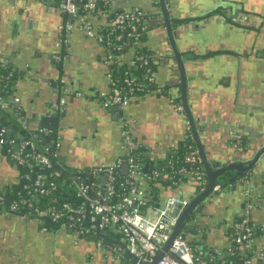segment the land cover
I'll return each mask as SVG.
<instances>
[{
	"label": "crops",
	"instance_id": "0c3cea01",
	"mask_svg": "<svg viewBox=\"0 0 264 264\" xmlns=\"http://www.w3.org/2000/svg\"><path fill=\"white\" fill-rule=\"evenodd\" d=\"M180 1L183 0H172L176 16L185 17L182 20H172L177 23L173 29L175 40H180L179 32L184 35L182 43L177 44L179 50L184 54L187 47H191L194 50L200 49L201 52L195 51L196 53L190 50L197 56H219L213 62L194 66L191 89L188 91L192 114L198 120L213 118L216 120L212 121L215 126L219 125L217 121H224L229 130H236L239 121H249L255 128L263 129L264 107L260 105H264V18L259 14H264V0H246L244 5L252 10L251 13L244 14L237 10L228 25L217 15L205 20L219 9L216 7L218 2L207 4L201 0L193 2V6L184 2L182 8H178L175 4ZM134 3L149 11L153 10L149 0H136ZM65 19L70 20L55 4L44 3L42 0H0V63L8 59L13 69L19 73L14 93L20 103L29 111L34 106L43 110L55 95L66 99L65 112L59 118L57 132H61L63 137L61 158L65 159V167L72 171L111 164L119 152L121 132L125 127L149 159L164 161L180 145L187 133L183 117L174 112L167 94L168 90L173 91L178 85L174 78L175 62L168 54L170 44L166 30L155 29L154 22V30L142 43L143 48L157 58L156 77L166 93L139 99L124 107L122 117H118L116 111L104 109L97 97L100 91L109 88V79L108 68L103 63V50L94 39L84 37L77 29L71 31L65 36L67 42L61 46V54L66 56V60L63 57L64 62L54 69L51 55L58 52L54 44L59 42L61 33L58 27ZM203 45L205 52L202 51ZM251 53L253 54L250 55ZM130 54L131 52L127 53L126 58ZM242 54L247 57L242 62H236L235 70V59ZM218 71L228 75L236 73L238 80L235 84H219L216 82ZM56 77L61 78L60 82L63 81L57 84V91L51 86ZM75 93L80 96L76 97ZM18 111L19 109L14 113ZM10 116L9 122L16 128V132L25 129L15 121L14 114ZM26 120L31 121L30 118ZM28 125L31 128L35 126L32 122ZM70 132L73 135L78 132L94 136L98 134L100 144L96 150H92L86 139L84 147L76 145L73 148L75 137H67ZM229 138L230 135L224 132V143L215 138L208 148L213 147L215 154L228 160L232 156ZM206 141L208 142L207 139ZM13 173L7 162L1 160L0 185L8 183ZM233 173L226 172L225 180L230 179ZM252 179V199L264 200L263 175ZM180 185H185L180 195L177 189L170 192L161 188L162 198L170 194L183 198L194 193L191 187L194 183L191 181L186 180ZM216 198L220 203L219 209L214 211L212 203H209L208 210L204 211L209 216L228 220L231 228L235 215H240L237 208L242 204V191L234 190ZM251 220L256 224L264 223V204L251 213ZM1 236H8L10 240L6 242L0 239V264H33L34 259L24 253L30 251L36 255L37 263L50 264L48 253L54 248L53 238L38 232L35 224L0 218V238ZM67 239L61 235L57 240L60 260L68 261L72 251H75ZM204 241L208 249H223L228 241L225 227L214 228ZM78 247L80 248L76 251L86 250L83 243ZM21 252L23 256L18 255ZM3 253L11 258L9 262L4 259Z\"/></svg>",
	"mask_w": 264,
	"mask_h": 264
},
{
	"label": "built area",
	"instance_id": "2783aa9c",
	"mask_svg": "<svg viewBox=\"0 0 264 264\" xmlns=\"http://www.w3.org/2000/svg\"><path fill=\"white\" fill-rule=\"evenodd\" d=\"M135 1L50 3L65 17L72 15L71 20L65 19L58 27V45L66 43L65 36L77 29L101 46L109 79V88L97 95L104 109L124 108L146 96L166 93L156 77V56L142 51L143 40L154 30L157 15L162 14L160 0H149L152 11ZM164 5L168 7L166 1ZM8 63V59L0 63V161H6L14 173L8 183L0 185V218L33 223L41 233L57 230L67 232L71 239L93 240L96 248L110 252L117 264H152L162 252L155 264H264V223L251 220V213L264 204L263 199L244 203L240 217L227 232L228 241L223 249H208L201 238L192 244L184 223L164 252L189 201L171 194L163 198L158 194L155 199L147 189L150 182L169 181L168 191L173 192L188 180L202 193L207 179L195 147H189L182 155L179 167L167 157L155 168L148 166L145 174L146 163L141 161L144 149L125 127L119 146L124 153L111 164L72 171L62 163L60 132H8V112H16L20 103L15 93L6 95L2 91L1 85L12 76L1 75ZM74 95L78 97L79 93ZM170 104L174 112L185 115L180 95ZM65 105L61 96L52 107L62 114ZM220 191L221 186L216 184L211 194ZM98 235L109 240L107 245Z\"/></svg>",
	"mask_w": 264,
	"mask_h": 264
},
{
	"label": "water",
	"instance_id": "95a60500",
	"mask_svg": "<svg viewBox=\"0 0 264 264\" xmlns=\"http://www.w3.org/2000/svg\"><path fill=\"white\" fill-rule=\"evenodd\" d=\"M52 0H42L44 3H51ZM165 1L168 4V7L165 8ZM179 1V0H175ZM201 1V0H183L180 2H176L175 6L178 8H182L181 6L184 5V2H188L186 4H189L190 6L195 5L193 2ZM207 4L218 2V6H216L219 9H227L229 12L231 11V14L234 16L233 13L234 10H238L243 12L244 14L251 13L252 10H249L244 5L246 0H204ZM162 14L164 17V28L166 30L167 40L170 44V56L175 62V81L177 82V89L170 91L168 90V96L170 100L178 98V95H180L183 106L185 108V115L182 116L184 123L188 121L189 125L186 127V136L185 139L190 136L194 143L195 148L198 150L199 155L202 160V166L206 175L207 179V186L205 190L202 193H198L196 187L192 185V190L194 193H192L189 197L183 196V198L187 201H189L188 206L183 211L182 215L180 216L177 226L170 238V241L168 244L164 247V252L167 251L169 245L171 244V241L174 239V237L180 232L182 226L186 222V219L188 218L189 214L192 213L194 210V207L201 202L204 198L208 197L211 194L212 188L214 185L219 184L221 186V191L218 192L219 196L224 195V193H231L234 190L241 189L243 194V200H242V206L245 202H247L249 199H252V177H258L260 174L263 175L264 178V128L263 129H257L253 126V124L249 121H239L238 126L236 130L231 129L229 130L227 126L225 125L224 121H220V123L217 121L218 126H215V124L212 121H216L213 118H201V120H198L194 117V115L191 112L190 104L188 101V91L191 89V81H192V73L194 70V66L201 64V63H207V62H213L219 58V56H211V57H201L195 55L192 51L187 50L184 54L181 50H179L178 45L176 43V40L173 36L172 29L170 22L172 20H182L185 17H179L176 16V13H174L175 9L173 8L174 3L172 0H160ZM176 7V8H177ZM216 8V9H217ZM215 9V8H214ZM174 10V11H173ZM213 11V10H211ZM210 11V12H211ZM255 11V10H254ZM256 12V11H255ZM208 13V12H207ZM206 13V14H207ZM204 14V15H206ZM256 14V13H254ZM264 18V14H259ZM68 18L71 20L72 15H68ZM251 53L250 55H252ZM185 55V56H184ZM52 57V55H51ZM247 56L245 54H242L240 58L235 59L234 67L235 70L237 69L236 62H242L243 59H246ZM52 62L54 63V69L56 70V61H54L53 58H51ZM158 64V61H157ZM225 74V77H222V75ZM227 77V78H226ZM216 82H219V84L222 85H228L230 82L236 83L238 80V75L236 73L234 75H228L226 72L218 71L216 73ZM55 83V82H54ZM52 82V86H55ZM238 101V100H237ZM53 102L50 101L45 105V108L43 110H38V107H33L31 111H29L25 105L19 103V111L17 113H12L11 111L8 112L9 115L14 114L15 121L20 123L22 127L25 129L21 132H40V130L44 129L43 132H48L49 130H52V132H57L59 128V118L63 116V114H57L53 107H50V105ZM238 104V102H236ZM260 107H264V105H260ZM37 109V110H36ZM110 111L114 110L117 112L118 117H122L123 115V108L122 107H114L109 108ZM30 118L31 121H27L26 119ZM22 120V122H20ZM32 122L35 124L34 128L30 127L28 124ZM124 124V122H122ZM8 132H16V128L11 124L9 126ZM210 132H213L210 133ZM224 132H227L228 135H230V140L228 144H230V152L232 153V156L228 160H223L222 157H220L218 154H215L212 150L213 147L208 148L210 144L214 141L215 138L221 139L222 143H224ZM50 139L53 138L52 135L49 136ZM208 140V142L206 141ZM124 152L119 151L117 153V156L119 154H123ZM226 159V158H225ZM62 163H65V159L62 158ZM98 166V165H96ZM102 166V165H100ZM104 166V165H103ZM126 167H124V170ZM148 164H145L143 166V172L146 174L148 173ZM233 171V175L230 179L225 180L224 174L226 172ZM261 171V173H259ZM263 173V174H262ZM185 185H179L177 187V192L180 195L183 191ZM251 193V194H250ZM193 194H199L197 198L192 199ZM183 195V194H182ZM162 207V205H161ZM202 212H200L201 215ZM242 212H240L241 215ZM239 214L235 215L234 221L240 217ZM198 223H202L201 220L197 219ZM192 234H195V230H191ZM115 243L120 244V242L115 241ZM106 255H110V252L106 251L104 252ZM163 256V252L160 253L154 262L152 264H155L161 257Z\"/></svg>",
	"mask_w": 264,
	"mask_h": 264
},
{
	"label": "flooded vegetation",
	"instance_id": "af4514ba",
	"mask_svg": "<svg viewBox=\"0 0 264 264\" xmlns=\"http://www.w3.org/2000/svg\"><path fill=\"white\" fill-rule=\"evenodd\" d=\"M233 13H237V10L235 9ZM216 15L219 16L223 20V23L227 24V25H228L229 21L232 20V16H233L231 14V11L229 12L227 9H224V10L217 9L214 14L206 17L205 20L209 17H214ZM170 25H171L172 33L174 36L173 29H174V27L177 26V23L174 21H171ZM158 28L159 29H165L164 28L163 14H160V15L158 14L156 17L155 29H158ZM178 34H180L179 37H180L181 41L177 39L176 40V42H178L177 44L182 43V36H184L180 32ZM62 45L63 44H59V45L54 44V48H56V50H58V52L55 55H52V57H51L54 59V61H56L55 63H56L57 68L64 62V60H66V58H65L66 56H62V54H61V46ZM204 47H205V45H203L202 51L205 52ZM187 48H188V50H192L194 52L195 51L201 52L200 49L194 50L191 47H187ZM63 57H64V60H63ZM54 80L55 81H53V83L55 82L54 83L55 86H52V84H51V86L55 89V91H57L58 90L57 86L59 85L61 78L57 79V77H56ZM56 80H58V82ZM62 82H60V83H62ZM79 96H80V94H79ZM53 97H54V98H52L53 103L51 104L50 107H52L53 104H55V102L59 99V98H57L56 95ZM64 112H65V108H64V111L62 114H64ZM73 134L74 133L70 132L69 135L67 136V137H73V136L75 137L73 140V148L77 147L76 145H78L79 148L84 147V141L86 139H87L86 141H88L90 143L89 148L92 150H96L100 144V140H99L100 138L97 136L98 134H96L95 136H94V134H92L93 135L92 136V135L82 134L81 132H78L75 135H73ZM60 135H61V147H62L63 137H62L61 132H60ZM65 139L67 140L66 137H65ZM199 194H196L192 199L197 198ZM216 197H218V194L212 193L208 197L204 198L201 202H199L194 207V210L192 211L191 214H189L188 218L186 219L185 223H186V226L188 227V231L186 234H187L188 238H190L191 240L194 238H201L202 240H206V238L208 236H210L211 233L214 231V228H216L218 226H221V227L224 226L226 232L229 231L230 227H229V224L227 222L228 220L224 221L223 217H219L218 215H217L218 217L209 216V214H206L204 211L205 209L208 210V207H209L208 204L209 203H212V205H213L212 208L214 211L219 209L218 207H220V203ZM212 198H213V200H212ZM241 206H242V204L240 205V207L238 206V208H237L238 212H241V210H242ZM200 212H202L201 215H200ZM207 212H209V211H207ZM197 219L201 220L202 223H204V224L198 223ZM233 221H234V219H233ZM191 230H195V234H192ZM38 232H40L39 228H38ZM41 234H48V236L53 238L54 248L50 249V251L48 253V259L50 261V264H117L116 260L113 258V256L106 255V254L103 255L105 251L102 249H97L95 242L93 240L71 239L68 233L66 234L65 232L57 231V230L50 231L47 233H41ZM61 235L68 238L67 241L69 242L71 248H73V250H75V251L71 250L72 253L69 256L68 261H67V259L60 260V258L58 257V254H57L58 253V249L56 248V247H58L57 246V240L59 239V236H61ZM0 239L2 241H6V242H9V240H10V238L8 236H1ZM82 243L85 246L86 250L83 251L82 249H80V251H76V249L78 250L80 248L78 246ZM24 253H26V255H30V257H32L34 259L35 263L33 262V264H39L35 260L36 255L33 254L31 251L28 253L27 252H24ZM2 255H3L4 259L9 262V260L11 258L8 257L6 253L5 254L3 253ZM18 255L23 256L24 254H23V252H21Z\"/></svg>",
	"mask_w": 264,
	"mask_h": 264
},
{
	"label": "trees",
	"instance_id": "16d2710c",
	"mask_svg": "<svg viewBox=\"0 0 264 264\" xmlns=\"http://www.w3.org/2000/svg\"><path fill=\"white\" fill-rule=\"evenodd\" d=\"M143 52H147L145 51V49L142 50ZM1 75L3 78H6L7 76L9 75H12L11 76V79L10 81H6L5 83L7 84V86H4L1 85L2 87V91H3V94H6V95H9V94H13L14 93V89L12 90V85L15 83L16 79L18 78L19 76V73H17L14 69H13V65L9 62L8 63V66L6 67V69H3L1 71ZM115 75H118L117 73H115ZM11 119V116L9 115L8 119ZM9 119V120H10ZM195 146V143L193 141V139L191 137H188V138H184L182 139L180 145L178 146V149H176V152L175 153H172L168 156L167 159H171L172 162L176 165V167H179L181 165V160H182V155L187 151V149L190 147V148H194ZM138 151L140 149H137ZM149 156H147L146 154H144L141 158V161L143 163H146L148 164L149 168L153 167L155 168L157 165H161L164 161H161V162H156L152 159H149L148 158ZM166 159V160H167ZM67 169V167H66ZM63 178H67V175H64L62 176ZM171 186V182L169 181H158L157 184L156 183H153V182H150V186L148 187L147 189V192H149V195L152 196V198H157L156 195L159 194V196H161L160 194V190L161 188L162 189H165V190H168ZM229 232V231H228ZM98 238H100L101 240H103V242L105 243V245H107V243L109 242V240L104 236V235H98ZM192 244H196L198 242V239L197 238H194L192 240H190ZM204 246L206 247V244H204ZM207 248V247H206Z\"/></svg>",
	"mask_w": 264,
	"mask_h": 264
},
{
	"label": "rangeland",
	"instance_id": "374dc122",
	"mask_svg": "<svg viewBox=\"0 0 264 264\" xmlns=\"http://www.w3.org/2000/svg\"><path fill=\"white\" fill-rule=\"evenodd\" d=\"M67 233V232H66Z\"/></svg>",
	"mask_w": 264,
	"mask_h": 264
}]
</instances>
